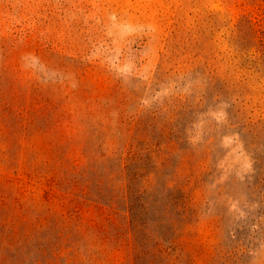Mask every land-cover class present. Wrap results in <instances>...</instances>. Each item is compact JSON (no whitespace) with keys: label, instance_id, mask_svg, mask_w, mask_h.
I'll use <instances>...</instances> for the list:
<instances>
[{"label":"rangeland","instance_id":"obj_1","mask_svg":"<svg viewBox=\"0 0 264 264\" xmlns=\"http://www.w3.org/2000/svg\"><path fill=\"white\" fill-rule=\"evenodd\" d=\"M0 264H264V0H0Z\"/></svg>","mask_w":264,"mask_h":264},{"label":"trees","instance_id":"obj_2","mask_svg":"<svg viewBox=\"0 0 264 264\" xmlns=\"http://www.w3.org/2000/svg\"><path fill=\"white\" fill-rule=\"evenodd\" d=\"M132 207L133 206L131 205L130 210L133 209ZM130 224L133 227V229H135V230H137L140 226H142L141 223H139L138 221H136V214H134V212L131 213V221H130Z\"/></svg>","mask_w":264,"mask_h":264}]
</instances>
